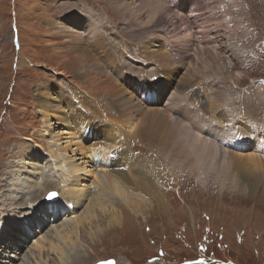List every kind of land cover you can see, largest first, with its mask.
Wrapping results in <instances>:
<instances>
[{
	"label": "rangeland",
	"instance_id": "obj_1",
	"mask_svg": "<svg viewBox=\"0 0 264 264\" xmlns=\"http://www.w3.org/2000/svg\"><path fill=\"white\" fill-rule=\"evenodd\" d=\"M181 1L0 0V221L5 217L13 216V212L18 209V198L12 192L15 187L7 186V181L11 179V175L16 174L18 170L16 164L24 155L36 153L41 159L50 161V165H52V160L49 159L51 147L53 152L61 150V153L74 161V164H78L81 170L84 169V171H80L82 180L79 183L81 187L76 186L78 190H86V187L93 180H99V175L102 178H107L108 182L115 180L110 177L106 166L93 169L88 163V154L79 153V140L72 135L74 133L72 128L51 116H48L49 124H51L48 127L44 122L47 114L38 112L34 105L32 90L38 83L51 84L57 89L66 90V83L61 77H56V74L51 70L54 68V57L48 48L49 46H47L50 32L44 23L45 19L51 20L53 26H57L55 28L64 29L66 35L71 28L74 30H85L86 28L85 31H88L89 26L97 27L98 30L95 31V35L103 34V38L99 41L106 48L116 51L117 56L114 57L122 59L116 64L124 67L126 76L131 79L124 78L126 79L124 83H128L127 89H123L126 94L131 95V91L134 90L133 86L130 85L133 80L135 82L143 80L141 78L139 81L140 78L132 72L134 69H140L143 66L147 67L144 71L146 79L152 83L155 81L156 87L161 86V84L166 85L164 88L166 92L161 100L154 101V103L150 102L149 99H156L151 92L152 97L147 96L141 101L143 113L139 112L141 114L140 119H144L146 112L150 114L152 111V113H157L172 122L167 117L168 115L172 117L166 111L167 108L179 109L182 107L183 125L189 127L192 122L201 123L196 116L190 117V110L192 112L193 108L197 109L198 107L196 101L193 102L189 98L186 102H176L174 103L175 106L172 104L171 106L168 101L174 98L181 99V90L177 89L175 84L169 80L164 79L165 83L159 78L153 80L149 76L151 70L148 64L137 59L140 47L149 46V48L157 49L160 44L168 43L164 45V48L167 47L165 51L169 50L172 54V60L175 62L173 68L176 72L175 78L171 81L184 80L187 82L189 80L194 84L205 83V86L198 90L200 92L206 91L205 96L208 105L211 104L218 111L224 109V112H229L230 119L234 118L233 122L224 123L228 127L220 128L219 126L218 129L224 135L217 137L218 141L227 144L225 139L234 137L238 127H240V133L243 134V139L246 140L247 144L251 142L256 145L258 140L263 142L264 72L258 73L256 76H249L250 72L247 69L245 73L242 71V73L231 72L229 75L231 78H228L229 76L222 78V76L217 75L216 68L219 59L222 58L224 64L231 67L232 57L229 53L217 57L214 51L208 47L210 45L204 47L205 53L203 54L196 50L200 49V45L194 41L185 42L188 33H183L186 28L180 20L182 14L175 9V3ZM198 1L199 8H204L211 3L210 0ZM187 3L192 2L187 1ZM262 6L264 7V2H262ZM189 8L194 9L190 5ZM168 9H170V13L167 12ZM259 9L261 10V8ZM151 10H157V15L152 19L150 17L152 16ZM207 11H210L209 8H205L202 13L205 14ZM49 15L56 16V21L61 19V23L56 22ZM186 16L189 17L190 14ZM207 16L213 20L211 24L214 26L225 24L224 19L219 18L221 15H215V11L209 12L206 18ZM77 17L79 21L72 25V20ZM160 18L163 19L164 23H156L157 19ZM247 18L249 19V17ZM202 19H205V15L204 18L200 17L198 20L201 21ZM187 22L192 24L185 20V24ZM79 26L80 29H78ZM206 26L211 25L209 23ZM238 27L242 29L250 27V30L258 35L264 33V11L253 16L251 26L249 22H240ZM165 31L173 34L167 35ZM216 31L217 29L210 30V35L205 31L201 34L196 28L192 30V33H198L195 37L196 40L202 39L203 42H209ZM220 32L228 34L229 29L225 26L221 28ZM189 35L191 34L189 33ZM85 37L90 38V40L93 38L92 35L88 34ZM221 38L226 41L231 40L227 37ZM95 39L97 40V38ZM95 39H93L94 42ZM87 43L89 42L85 41L86 45ZM231 46L235 52L239 51L240 56L235 58L237 62L241 64L243 59L247 60L246 56L250 53L249 47ZM88 51L90 52L91 48ZM91 54L93 55V53ZM96 61L98 63V60ZM222 72L226 73L225 69ZM71 75L73 74L69 76ZM73 76L75 81H80L78 78L84 79L81 75ZM124 83L123 81L116 82L117 86ZM189 86L187 85L185 92ZM207 87L210 90H208L209 88L206 89ZM69 90L75 96V91L70 88ZM120 98L123 100V96ZM120 98L112 97L109 99L117 104L122 101ZM73 102L77 105L76 100ZM116 104L111 107L114 108ZM209 108L207 106L208 110ZM128 109L127 106L119 105L120 111H127ZM135 110L131 108V111ZM201 114L207 125L203 124L194 129L197 131L194 132L198 136L197 143H200L201 140L209 142L208 132L211 129L209 124L217 126V123L209 122L212 121V117L208 119L207 114L200 111L199 115ZM170 126L172 129L166 123L161 131V136L167 141L161 140L165 143L162 144V150L159 151L161 144L149 141L153 148H146V152L148 157L150 155L155 156L157 163L163 167L161 172L165 181L172 180L174 187L184 185L188 189L179 190L177 188L178 193L169 190L171 195L168 193V196H170L171 204L166 211L158 209L145 195L133 190L126 192L130 198L125 200L120 194L111 192L112 197L105 199V205L116 212L118 211V214L124 218L119 226H111L110 228L105 220L103 222L98 221L97 224L96 221H93L90 228L93 229L92 233L93 231L96 233L94 236L96 239H90L87 234L82 233V242L85 247L80 253V259L76 258L72 264H99L108 261H113L115 264H264V172L262 187L257 188V191L254 192L248 191L238 183L236 188L230 179L224 181L220 171H218L219 177L216 176L214 169H208L202 180H198L193 176V173L189 172L192 167L189 161L193 163V159L186 158L185 146L182 145V140L178 137L179 132H182L183 129H180L181 126ZM44 131L47 135L42 138L40 135L44 134ZM118 141L122 142L123 139H117ZM119 143L112 144L109 149L101 150L97 157L103 159L100 156L102 154L110 160L113 151L121 148L122 145ZM176 146L177 148H175ZM245 150L238 151L237 154H253L249 148ZM260 155L262 158L264 157V154ZM40 165H42L41 162ZM179 167H181L180 170ZM97 172L100 174L98 175ZM44 176L38 183H33L27 187L26 194L20 201L22 205L20 212H26L24 211L25 207L29 205L33 196L37 203L57 200L58 203L63 202L59 186L54 184L57 179L48 175ZM196 176L199 177L200 174L198 173ZM189 179L190 181H188ZM47 184L49 185L46 186ZM62 187L64 185H61ZM89 189L90 195L94 198L98 190L93 186ZM16 190L18 189H15V192H17ZM50 193L57 194L54 200L48 199ZM90 195L88 198H91ZM135 196L141 199L137 207L134 205V200L131 199ZM81 212L82 209L78 211V214ZM62 221L63 219L58 220L57 224ZM96 225H99L102 231L95 232ZM85 226L88 229L89 226L87 224ZM87 229L85 233H87ZM45 230L43 234L50 231V227L48 226ZM50 235L48 233V237ZM43 255L49 259H54L52 253L44 252ZM30 262L31 260L27 257L25 264H30Z\"/></svg>",
	"mask_w": 264,
	"mask_h": 264
},
{
	"label": "bare ground",
	"instance_id": "obj_2",
	"mask_svg": "<svg viewBox=\"0 0 264 264\" xmlns=\"http://www.w3.org/2000/svg\"><path fill=\"white\" fill-rule=\"evenodd\" d=\"M187 1L192 3H187ZM210 1L211 3L204 8L198 7V0H182L180 3H175V9L182 14L180 20L186 28L183 30V33H188L185 42L194 41L201 46L199 47L200 49L196 50H199L203 54L205 53L204 47L208 45H210L208 47L214 51L217 57L229 53L230 57H232L231 67H227L222 58H220L216 68L217 75L222 76V78H224L223 76H229L231 72L245 73L247 69L250 72L249 76H256V74L264 72V33L258 35L253 33L250 27L244 29L238 27L240 22H249L251 26L253 16L264 11V7L262 6L264 0ZM157 4L161 5L160 3ZM189 5L194 9L189 8ZM205 8H209L210 11L203 14L202 12ZM214 11L215 15H221L219 16L220 19H224V25L216 24L214 26L211 24L213 20L209 16L206 18L209 12ZM167 12L170 13V9ZM151 14L152 16L150 17L152 19L157 15V10H151ZM189 14L190 16L187 17L186 15ZM204 15L205 19L198 20L200 17L204 18ZM52 19L56 21V16H52ZM185 20L190 21L192 24L190 25L188 22L185 24ZM195 20L197 22H194ZM44 21L48 28L47 30L50 32L47 46H49L48 48L52 51L54 57V68L51 70L56 74V77L63 79L66 83V90L57 89L51 84L38 83L32 90L34 105L38 112L47 114L44 122L48 127L51 125L49 124L50 119L48 116H51L72 128L74 132L72 135L76 136L75 138L79 140V153L82 155L83 152L88 154V163L93 169H96L95 167L106 166L110 177L115 180L108 182L107 178H102L99 175L100 173L97 172L99 180H93L86 187V190H78L76 186L81 187L79 183L82 180V177L80 178V171H84V169L81 170L79 165L74 164V161H71L70 158L61 153V150L53 152L51 147L49 159L52 160V165H50V161L41 159L36 153L24 155L16 164L18 166L16 174L11 175V179L7 181V186L15 187L12 192L18 198V209L13 212V216L5 217L0 221V264H25L27 257L31 260L30 264H72V261L76 258L80 259V253L83 252L82 250L85 247L82 242V233L87 234L90 239H96L94 237L96 233L94 231L92 233L93 229L90 228L93 221H96L97 224L98 221L103 222L105 220L110 228L111 226H119L121 220L124 218L121 217V214H118V211L116 212L108 208V205H105V199L112 197L111 192L120 194L125 200L130 198L126 192L133 190L145 195L158 209L163 211L168 210L169 204H171L170 196H168L169 190L178 193L177 188L179 190L188 188H185L184 185L174 187L172 180L165 181L162 178L163 174L161 172L163 167L160 163H157L155 156L150 155L148 157L146 152V148H153L150 146L149 141L161 144L159 151L162 150V146L165 143L161 140L167 142L161 136V131L164 129L166 123L169 128H171L170 125H176L181 126L180 129H183L182 132H179V136H177L181 138V143L185 146L186 158L190 157V159H193V163L189 161V164L192 165L189 172L193 173L196 179L202 180L208 169H214L216 176L219 177L218 171H220L224 181L230 179L236 188L239 184L243 188L248 189V191L254 192L257 191V188L260 189L262 187L264 157L262 158L260 154H264V148L262 149L264 140L263 142H259L260 140L256 141V145L255 143H251L250 140V143L247 144L246 140L243 139V134L240 133V127H238L235 136H232L233 138L229 137L225 139L227 144H222L221 141H218L217 137L224 135L218 129L219 126L220 128H223V126L225 128L228 127L224 123L233 122L234 118L230 119L229 112H224V109L218 111L211 104L208 105L205 96L206 91L200 92L198 90L202 89L205 83L194 84L189 80L187 82L184 80L171 81V79L175 78L176 72L173 68L175 62L172 60V54L169 50L165 51L167 47L164 48V45L168 43L160 44L157 46V49H153V47L149 48V46L140 47L137 59L148 64L151 70L149 76L153 80L159 78L163 83H165L164 79L166 81L169 80L175 84L177 89L181 90L180 94L182 98H174L168 101L170 105L175 106L174 103L176 102H186L189 98L193 102L196 101L198 107L197 109L193 108L192 112L190 110V117L196 116L200 120V124L192 122V125H189V127L183 125L184 120L181 117V112H183L182 107L179 109L174 107L167 108L166 111L173 118L169 115L167 117L172 122L164 119L163 116L157 113H152V111L150 114L145 111L144 119H140L141 114L139 112L143 113L141 101L147 96L152 97L151 92H153L156 99H149L150 102L154 103V101L161 100L166 92V89H164L166 85L161 84V86L156 87L155 81L152 83L149 79H146L144 71L147 67L143 66L140 69L132 71L134 75L140 78L139 81H141V78L143 80L141 82L133 80L130 85L133 86L134 90L131 91V95L129 94V96L123 89H127L126 86L128 85V83H124V80H126L124 78L130 79V77L126 76L124 67L116 64L117 61L120 62L122 59L114 57L117 56L116 51L106 48L99 41V39L103 38V34L95 35V31L98 30L97 27L89 26L88 31H85L86 28L85 30H74L71 28L70 32L66 35L64 34L65 30L55 28L57 26H53L51 20L45 19ZM77 21H79L78 17L72 20V25ZM56 22L61 23V19ZM159 22L162 23L163 19H157L156 23L159 24ZM209 23L211 26H206ZM225 26L229 29L228 34L220 32L221 28ZM196 28L201 34L205 31L210 35V30L217 29V31L209 42H203L202 39H195L198 33H192V30ZM78 29H80V26ZM165 33L167 35L173 34L167 31ZM86 34L92 35L93 38L91 40L90 38H86ZM221 37L231 38V40L226 41ZM93 39H95V42ZM85 41L89 43L86 45ZM231 45L249 47L250 53L246 56L247 60L243 59L241 64L237 62L235 58L240 56L239 51L235 52ZM89 48H91L90 52L88 51ZM195 48L197 47L195 46ZM95 59L98 60V63ZM223 69H225L226 73L222 72ZM70 74L77 77L81 75L84 79L78 78L80 81H75L73 80L74 76H69ZM228 78H231V76ZM119 81H123L124 83L120 85L121 87L116 84ZM187 85L190 86L187 88V92H185ZM140 87L142 88L140 89ZM69 88L75 91V96L70 93ZM120 96H123V100ZM112 97L120 98L122 101L117 103V105L109 99ZM74 100L77 101V105L73 102ZM114 104L116 106L112 108L111 106ZM206 104L210 107L209 110ZM119 105L122 107L127 106L129 109L127 111H120ZM131 108L136 110L131 111ZM199 110L201 113L207 114L208 119L212 117V121H207L217 123V126L209 124L211 128L208 132V136L210 137L209 142L201 140L200 143H197L198 136L194 133L197 131L194 129L203 124L207 125L202 114L199 115ZM227 117L229 118L228 120ZM163 120H167L166 122L164 121L165 125L162 122ZM43 133L40 135L42 138L44 135H47L45 131ZM117 139H123V141L117 142ZM118 143L125 147L121 146L120 149L113 151L110 160L102 154L100 156L103 159L97 157L101 150L109 149L112 144ZM197 144H200V146H197ZM252 146L254 147L251 148ZM246 148H249L254 155L251 153L237 154L238 151H246ZM40 162L42 165H40ZM178 169L180 170L181 167ZM198 173L200 174L199 177L196 176ZM47 175L57 179L54 184L59 186L63 202L58 203L57 200L37 203L33 196V199H30L29 205L25 207L24 211L26 212H20V206H22L20 201L23 200V196L26 194L25 191L28 189L27 187L33 183H38L43 176L46 177ZM61 185H64V187L61 188ZM91 186L98 190L94 198L90 195L89 188ZM15 189H18L16 190L17 192H15ZM89 195L91 198H88ZM131 199L134 200L136 207L141 201L137 196ZM113 207L115 208V206ZM80 209H82V212L78 214ZM62 219L63 221L57 224V221ZM86 224L89 226L88 229L85 226ZM48 226L50 227V231L47 232L51 234L50 237H48L47 232L43 234L44 229L47 230ZM86 229L87 233H85ZM99 231H102V229L99 228V225H96L95 232ZM44 252L52 253L54 259L44 257Z\"/></svg>",
	"mask_w": 264,
	"mask_h": 264
},
{
	"label": "snow or ice",
	"instance_id": "obj_3",
	"mask_svg": "<svg viewBox=\"0 0 264 264\" xmlns=\"http://www.w3.org/2000/svg\"><path fill=\"white\" fill-rule=\"evenodd\" d=\"M56 195H57L56 193H50L48 199H53Z\"/></svg>",
	"mask_w": 264,
	"mask_h": 264
},
{
	"label": "water",
	"instance_id": "obj_4",
	"mask_svg": "<svg viewBox=\"0 0 264 264\" xmlns=\"http://www.w3.org/2000/svg\"><path fill=\"white\" fill-rule=\"evenodd\" d=\"M55 199V197L53 198V200ZM99 264H115L113 261H108V262H104V263H99Z\"/></svg>",
	"mask_w": 264,
	"mask_h": 264
}]
</instances>
